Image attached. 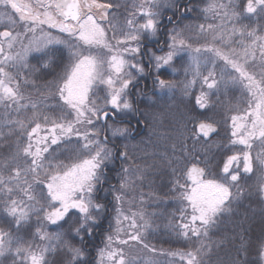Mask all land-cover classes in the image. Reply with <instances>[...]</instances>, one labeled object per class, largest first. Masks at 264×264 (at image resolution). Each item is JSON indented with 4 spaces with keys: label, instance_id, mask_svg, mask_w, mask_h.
Here are the masks:
<instances>
[{
    "label": "snow or ice",
    "instance_id": "obj_1",
    "mask_svg": "<svg viewBox=\"0 0 264 264\" xmlns=\"http://www.w3.org/2000/svg\"><path fill=\"white\" fill-rule=\"evenodd\" d=\"M0 5L6 10L10 6L20 14V20L24 22L26 33H32L34 36L39 29L44 36L42 40H30L29 46L23 47L22 54L18 53L15 56L5 53L2 42H0V55L4 56V59L0 60V99L6 98L13 103H19V99H23L18 81L19 71L17 76H13L6 70L5 65L9 67L19 65L21 69L28 68L35 79L24 81V83H31L37 94L42 97L40 107H37L36 103L31 104L32 119L42 118L46 124H51V128L48 129L50 135L37 137L38 146L35 151H32L31 141L33 134H37L41 129L40 123H36L35 127L27 133L29 140L27 146H18L13 162L16 163L22 154L24 158L31 157L30 163L26 160L24 164L16 163L14 177L5 178L0 174V184L4 185L13 180L18 183L21 169L24 175L31 180V183L25 180V183L29 184L28 191L32 193L28 196L31 202L27 206L28 211H18L20 202L11 197L5 200V210L12 217H18L15 221L17 225L21 223V220L30 219V214L34 215L37 225L35 235L42 240H56L58 247L63 250L57 251L56 247L45 246L37 251L31 242L25 241L18 234L19 230L14 234L12 231L0 228V258H2L0 264H9V257H11L10 264H89V261L85 259L84 250L75 247L72 240L79 236L83 241L82 233L91 235L96 226V218L104 211V205L94 203V195L97 185L101 183L105 166L114 158L122 161L117 184L106 189L110 191L112 200L115 202L113 208L116 212L117 232L120 231V217L123 216L124 220H129L120 207L124 196L134 191L136 186L142 185L145 180L148 181L149 186L152 184L149 179V166L135 163L137 157L131 152L130 144L121 141L132 139V133L135 131L125 122L127 115L140 112L135 106V100H130L129 95L132 89L139 91L137 86L139 80L131 69H135L138 74H143L145 71L141 61L136 59L142 51L141 32L150 30L155 36L160 25L163 0H142L139 4L133 3L132 7L141 11L142 17L146 16L147 19L143 24H138L135 21V12H133V19L127 20L130 29L128 31L118 29L115 24H112V20L116 19L115 15L111 19L108 18V9L115 10L121 7L119 0L108 5H95V0H93L94 6L105 10L102 19L108 20L112 27L114 35L111 38L106 35L105 29L96 22L93 15L81 14V5L78 0H52L51 4H42L41 6L46 9L42 14L43 18L39 13L26 16L24 8L28 6L17 3V0H0ZM93 5H88V7ZM225 7L230 8L231 5L213 3L208 5L207 10L213 11ZM48 8H54L62 19L56 20L47 11ZM191 11H193L192 8H186L182 13ZM244 11L248 14L264 16V0H247ZM240 15L235 11L224 12L219 18L238 20ZM168 19L171 21L172 17ZM8 20L15 25L16 21L12 19L10 13ZM45 24L49 28L58 29L66 36H53L51 33L44 32L42 26ZM207 28L214 33L213 41L225 47H230L231 43L235 42L238 48H231L228 53L215 46L202 45L193 48L182 38L183 32L173 28L168 31L166 42H160L169 49L164 56H155L150 49H144V54L151 53L149 63L154 61L157 73L154 76V85L161 88H175V83L166 82L160 78V70L163 65H169L181 53H187L197 64L195 74L202 76L203 82L208 85L209 89L215 88L219 91L221 87L227 90L231 86H239L247 94L248 108H237L236 110L243 114L231 117L232 136L236 137L231 143L241 144L245 150L228 156L224 162L220 171L227 182L207 178L210 175L208 171L206 172L207 166L200 167L199 161L187 168L186 172L184 169H173V188L176 189V195L170 198L180 203L179 215L186 222L177 226L174 217H171L164 227L169 229L177 240L184 238L190 245L199 243V247L193 246L188 251L177 249L174 251L161 250V252L166 257L179 256L180 262H186V264H205L204 257L211 250V245L207 240L210 230L219 226L222 214L231 213L233 201L238 200L245 193L244 185L241 183L242 173H253L256 176V190L261 197H264V34L258 35L257 28L248 31V26H242V30L239 31L240 39L233 41L232 36L236 34L237 29L233 28L232 32L228 33L223 31V25L210 24ZM258 29L260 33H264V24H259ZM217 32L222 34L216 36ZM204 33L205 26L199 25L197 35ZM0 37L7 38L11 42L19 38V33L13 36L12 32L6 30L0 32ZM133 42L135 47L131 46ZM160 44L157 46L159 47ZM57 45L67 48L68 63L61 72L49 80L45 78L48 74L43 70L52 67L54 57L51 55L46 59L32 57L37 61L32 64L28 61V54L51 51ZM11 47L12 44L9 43V48ZM160 50L163 49L160 48ZM126 53L131 54L130 59L124 58ZM60 55L59 52L56 53L57 57ZM200 56L206 57V76L202 75L199 70ZM217 60L224 62L219 80L216 74ZM10 61L13 63L9 64ZM210 80L211 83H209ZM13 81L17 82L15 88L9 86ZM191 83L184 85L185 94ZM99 84L107 85L105 95L102 98L97 97L102 100L101 103H97V99H92L96 95V87ZM49 97L56 101L54 106L45 103ZM196 102L201 109L206 107L199 97ZM49 110L57 113L55 119L48 114ZM144 115L148 117L147 113ZM98 124L99 127H97ZM199 129L204 136L215 131L211 124L204 123L199 125ZM102 133L105 134L102 135ZM73 137L76 139L73 140ZM257 143L260 147L254 160L251 153L254 144ZM40 144L44 147H39ZM53 146L57 148L54 149ZM64 151H67L68 155L62 160L57 153ZM45 153L48 155L45 156ZM65 160L68 163H65ZM241 160L243 161L242 168L240 167ZM233 164L237 165L235 169L232 168ZM182 179L185 183L180 182ZM6 191L10 193L12 189L7 188ZM186 208L191 209L190 214L186 212ZM93 209L96 210L95 215H93ZM132 215L133 217L139 216L144 223L138 225L136 219H132L129 227L133 231L129 234L128 240H121L120 244L126 245L133 242L155 254L157 252L155 245H150L145 241L148 240L151 232L158 230L159 225L154 227L155 222L145 219L143 213ZM73 217L77 219L74 220ZM47 224L56 225L58 228H64L67 225V228H64L63 232L50 234L45 231ZM193 236L197 238L196 241L192 240ZM107 240L109 243L106 244L105 249H100L98 253L100 264H104L105 255L112 259V264H135V258H126L122 251L109 250L113 237L108 236ZM256 246L261 261H264V234L256 241ZM241 251L247 254L248 250L242 248ZM53 254L54 258H49ZM117 256L118 260L113 259ZM173 264H179V262H173ZM241 264H246V261H241Z\"/></svg>",
    "mask_w": 264,
    "mask_h": 264
},
{
    "label": "trees",
    "instance_id": "obj_2",
    "mask_svg": "<svg viewBox=\"0 0 264 264\" xmlns=\"http://www.w3.org/2000/svg\"><path fill=\"white\" fill-rule=\"evenodd\" d=\"M98 1L105 4L116 2V0ZM141 2L142 0H119L121 7L115 10L110 9L108 13L109 19L113 15L116 17L115 20H112V24H115L118 29L130 30L127 20L132 14H129V12L134 9L132 7L133 3L139 4ZM213 3L214 0H163L160 25L155 36L151 34L150 30L141 32L140 47L142 51L136 59L141 61L145 71L143 74H138L136 70L131 69L139 80L137 85L139 91L132 89V95H129L130 100H135V106L139 108L140 112L139 114L130 113L128 116L136 123L138 130L142 128V131L136 141L121 142H127L130 145L137 142L143 144L142 152L140 156H137L135 163L149 166V179L152 184L149 186L148 181L145 180L142 185L136 186L134 191L128 192L124 196L120 207L124 215L129 217V220H124L123 216L120 217L119 232H117L116 212L113 208V203L115 202L112 200L110 191H106V189H110V186L106 184L97 185L94 203L104 205V211L96 218V226L91 235L82 233L84 236L83 241H81L79 236L72 240L75 247L84 250L85 259L89 261V264H99L100 256L98 253L100 249H105L106 244L109 243L107 240L108 236L113 237L112 244L115 247H123L120 248L123 249L124 253H126L125 250L127 249L132 251V253L126 254L125 257L135 258V264H173V262L186 264V262H180L179 256L175 258L166 257L161 250L174 251L179 249L188 251L193 246L199 247V243L190 245L184 238L177 240V237L164 227L171 217H174L177 226L186 222L179 215L180 203L170 198L176 195V189L173 188V169H184L185 171L189 165L199 161L200 166H207L206 172L208 171L210 174L207 178L221 179L227 182L220 171L224 162L228 156L244 151L240 144L231 143L232 140L236 139V137L232 136L231 117L243 114L237 111V108L246 109L248 107L246 102L247 94L239 86H231L227 90L221 87L219 91L215 88L209 89L208 85L203 82L202 76L195 74L197 65L189 62L187 53H181L169 65H163V61L161 63L163 68L159 73L160 78L166 82L175 83V88L168 89L154 85V76L157 74L154 68V61L149 63V55L151 53L144 54V49H150L155 56H164L169 49L160 44V42H166L167 33L173 28L176 31L183 32L182 38L186 40V43L191 44L193 48L202 45L215 46L221 48L225 53L230 52L231 48H238L237 43L233 42L230 47H225L219 42L213 41L214 33L208 30V25H223V31L228 33H231L233 28L237 29L236 34L232 36L233 41L240 39L239 31L242 30V26H248V31H251L252 28H257L258 35L264 34L260 33L258 29L259 24H264V16L246 13L244 9L247 0H221V3L225 6L231 5L230 8L225 7L226 12L235 11L241 14L238 20L229 18L221 20L219 16L224 13V10H220V14H211L212 11H208L207 8L209 4ZM186 8H192L193 11L183 14L182 12ZM7 11L8 8L6 10L4 6L0 5V32L7 30L12 32L13 36L19 33V38L15 41L19 42L21 40L25 42V37L21 36L22 33L26 34L24 29L17 27L19 23L24 26V23L18 20L16 14H11L12 19L16 21L15 25H13L8 20ZM135 15L138 18H136V22L143 24L146 17H142V14ZM168 17H172V20L170 21ZM199 25L205 26V33L202 35H197ZM107 26V34L112 37L114 33L109 22ZM44 31H48L53 36H66L51 29H44ZM221 34V32L215 33L216 36ZM1 39L8 40L4 37H0ZM8 43L13 45L14 40L8 41ZM158 44H160L159 47L157 46ZM160 48L163 50L161 51ZM57 52L61 54L59 57L56 56ZM49 55L54 57L52 67L43 71L48 74L45 78L51 80L68 63V50L65 46L57 45L51 51L30 52L28 61L35 64L37 61L32 59V57L46 59ZM257 55H259L258 52ZM199 58L206 60L205 56H200ZM3 59L4 57L0 58V60ZM12 63L11 61L9 62V64ZM205 65H199V70L202 75L206 76ZM5 67L13 76H17L19 71L18 81L20 82V92L23 97V99H19V103H13L6 100V98L0 99V174L7 178L15 176L16 163L24 164L25 160L27 163L31 162L30 157L24 158L22 154L16 163L13 162L18 146H27L28 144L27 133L35 127L36 123H40L41 126L45 127H51V124H46L42 118L40 120L32 119L33 109L31 104L36 103L37 107H40L42 97L37 94L31 83H24V81L35 79L29 69H21L19 65L16 67L5 65ZM223 67L224 62L217 60V80L220 79V71ZM189 82L192 83L187 88V94H185L184 85ZM209 83H211V80ZM9 86L15 88L17 82L13 81ZM141 93L143 94L141 95ZM197 97L205 104L206 107L204 109L197 105ZM45 103L49 106H54L56 101L49 97ZM25 105L27 107H23ZM144 113L148 114L147 118ZM48 114L53 119L57 116V113L51 112V110H49ZM142 120L143 122H141ZM200 122L216 125L217 131L209 137L203 136L196 129L197 124ZM107 134L109 135V133ZM259 147L258 143L253 146L251 154L254 160ZM53 148L55 149L57 146H53ZM131 152L135 155L134 149H131ZM47 155L45 153V156ZM57 155L63 160L68 153L64 151L57 153ZM65 163H68V161L65 160ZM106 166L111 167L112 164L108 163ZM232 168H236L235 164L232 165ZM119 171L114 172V175L110 178L111 184H117ZM241 176V183L244 185L245 193L238 200L233 201V211L231 213L222 214L219 226L210 230L207 240L211 245V250L204 257L205 264H241V261H246V264H264V261L260 259L256 246V241L264 234V197H261L256 190V176L253 173H242ZM25 180L31 183L30 178L26 177L21 169L18 183L13 180L7 185L0 184V228L5 231H12L14 234L19 230L18 234L25 241L31 242L37 251L45 246L56 247L57 251H63L58 247L56 240L42 241L39 236L35 235L37 225L34 215L30 214V219L27 221L21 220V223L17 225L15 221L18 217H12L5 210V200L11 197V199L20 202L18 211H28L27 206L31 202L28 198L26 199L29 184L25 183ZM180 182L185 183V180L182 179ZM7 188H11L12 191L10 193L7 192ZM233 191H235V188H233ZM31 194L30 192L29 195ZM48 210L50 211L51 209ZM92 211L93 215H95L96 210L93 209ZM186 212L190 214L191 209L186 208ZM133 213H143L145 219L155 222L154 227L159 225L158 230L151 232L148 240L145 241L150 245H155L157 249L155 254L133 242H129L127 246L120 244V232L127 239L133 231L129 227L132 219H136L138 225L144 223V220L140 219L139 216L133 217ZM153 213L156 215L153 216ZM73 219L76 220L77 218L73 217ZM188 219H190V215H188ZM197 225H199V222H197ZM64 228H67V225ZM64 228L47 224L45 231L55 234L63 232ZM189 234L191 235V233ZM192 240L196 241L197 238L193 236ZM242 248H247V254L241 251ZM49 258H54V254ZM10 261L11 257H9V264Z\"/></svg>",
    "mask_w": 264,
    "mask_h": 264
},
{
    "label": "rangeland",
    "instance_id": "obj_3",
    "mask_svg": "<svg viewBox=\"0 0 264 264\" xmlns=\"http://www.w3.org/2000/svg\"><path fill=\"white\" fill-rule=\"evenodd\" d=\"M79 2H80V5H81V10H82L81 14L82 15L83 14H91V15H93V18L96 20L97 23L101 24V26L105 29L106 35L108 36V34H107V28H108L107 23H108V20L102 19V17L105 15V10L103 8L94 6L93 5V0H79ZM17 3L28 6V7L24 8V14L26 16L29 15V14L39 13V14H41V18H43V15L42 14L46 11V9L44 7H42L41 5L42 4H51L52 3V0H48V1L46 0V1H42V2H39L38 0H17ZM214 3L217 4V5H220V4L224 5L223 3H221V0H214ZM88 5H93V6L89 8ZM95 5H108V4H105L103 2H100L98 0H95ZM9 8H11V7L9 6ZM12 10H14V9H12ZM220 10H224V12H226L225 8H217V9L213 10L211 12V14H220L219 13ZM47 11H49L54 16V18L56 20H61L62 19V18H60L58 16V14L56 13V10L54 8H48ZM109 11H110V9L107 10V14L109 13ZM130 11L131 12H129V14H132L133 12H135V14H142L141 11L136 10V9H131ZM16 17L18 18V20H20V14L19 13L16 14ZM108 18H109V14H108ZM136 18H137V15H135V21H136ZM146 18H145V21H146ZM129 19H133V16H131V17L129 16ZM21 22H23V21H21ZM17 27H21V29H24V26H22L21 23H19V25ZM42 27H43V29H52V28H49L47 24L43 25ZM52 30L55 31V32H59L58 29H52ZM44 32L48 33V31H44ZM61 34H63V33H61ZM21 36H24L25 37L24 38L25 39V42H22L21 40L19 42H16L14 40V43H13V45H12L11 48H9L8 40L5 41V39H1L0 42H2V45H3V48H4V52L5 53H8V54H12V55H16L18 53L22 54L23 47L29 46L30 40H33V39H40V40H42V39H44V38H41V37H44V36H43V34L41 33V31L39 29L35 32L34 36H33L32 33H26V34H23L22 33ZM108 37L111 38L110 34H109ZM111 42L112 43H115V41H111ZM131 46L135 47L136 45L133 42ZM2 57H4V56L3 55H0V58H2ZM124 58L125 59H130L131 58V54L126 53L125 56H124ZM188 59H189V62H192L193 64L197 65L192 60V58L190 56H188ZM133 63H135L134 60H133ZM161 63H162V61H161ZM204 64H206V60L204 61V59H200L199 58V65H204ZM106 88H107V85H105V84H99V85H97V87H96V95L93 96L92 99H97V97L102 98L105 95V89ZM101 102H102V100L97 99V103H101ZM242 123H243V121H242ZM97 127H98V125H97ZM50 128H51L50 126L49 127L41 126V129L39 130V132L37 134H33L32 141H31V143H32V151H35L36 150V147L38 146L36 144L37 137L38 136H44V135H50V133L48 132V129H50ZM81 131H83V128H81ZM73 139H75V137H73ZM27 143H29V140L27 141ZM130 146H131V149H134L135 150V156L136 157L137 156H140V154L142 152V149H143V144L137 142V143H134V144H132ZM39 147L42 148V147H44V145L43 144H40ZM241 147L243 148V150H245L243 145H241ZM241 163H243L242 160H241ZM236 167H237V165H236ZM29 193L30 192L28 191L27 194H26V199L28 198ZM56 206L58 207L59 205L57 204ZM120 235H121L120 236L121 237L120 240H123V239L124 240H128V238L127 239L124 238V235H123L122 232H120ZM124 246H127V244L126 245L124 244ZM120 247H115L113 244H111V249H109V250H117L118 249L119 251H122L123 249H121V248H123V247H121V248ZM125 251H126V253H124V251H122L123 254H125V256L128 253H132V251L130 249H127ZM118 258L119 257L117 256V257H115L113 259H117L118 260ZM99 264H100V262H99ZM104 264H112V259H109L107 255H105V257H104Z\"/></svg>",
    "mask_w": 264,
    "mask_h": 264
},
{
    "label": "flooded vegetation",
    "instance_id": "obj_4",
    "mask_svg": "<svg viewBox=\"0 0 264 264\" xmlns=\"http://www.w3.org/2000/svg\"><path fill=\"white\" fill-rule=\"evenodd\" d=\"M38 1L39 2H42V1H46V0H38ZM79 4H80V2H79ZM81 12H82V10H81ZM9 13L10 14H18L14 10H12L11 8H10V10H8L6 12V14H9ZM130 94L132 95V90H131V93ZM125 122L128 125H130L135 130V131H133V133H132V139H130V140L136 141L137 140V137L140 135V132L142 131V128L140 130H138V128L136 126V123L134 121H132L131 117H129L128 115H127V117L125 119ZM46 127H49V126H46ZM104 134L105 133H102V135H104ZM109 135H110V133H109ZM110 163L112 164V166L111 167L105 166V168L103 170V176H102L100 185H104V184H106L107 186L113 185L110 182V178L114 175V172L116 173L121 168V160L120 159H115L114 158ZM235 166H236V164H235ZM240 167L242 168L241 163H240Z\"/></svg>",
    "mask_w": 264,
    "mask_h": 264
},
{
    "label": "water",
    "instance_id": "obj_5",
    "mask_svg": "<svg viewBox=\"0 0 264 264\" xmlns=\"http://www.w3.org/2000/svg\"><path fill=\"white\" fill-rule=\"evenodd\" d=\"M81 11V10H80ZM201 123H204V124H211V123H208V122H200L198 125H197V130L201 133V134H203L201 131H200V129H199V125L201 124ZM212 126H213V128L215 129V131L214 132H216V130H217V127L214 125V124H211ZM214 132H210L209 133V135L208 136H210L211 134H213ZM207 137V136H206ZM200 166V165H199ZM191 167V165L188 167V168H190ZM201 167V166H200ZM186 171H187V169H186ZM185 171V172H186ZM190 183V182H189Z\"/></svg>",
    "mask_w": 264,
    "mask_h": 264
}]
</instances>
